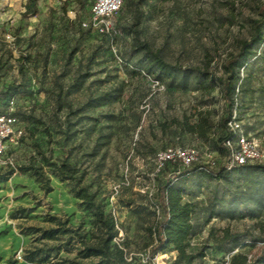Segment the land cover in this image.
<instances>
[{
	"label": "rangeland",
	"instance_id": "1",
	"mask_svg": "<svg viewBox=\"0 0 264 264\" xmlns=\"http://www.w3.org/2000/svg\"><path fill=\"white\" fill-rule=\"evenodd\" d=\"M25 3L0 0V113L14 114L23 129L21 139L6 144L0 169L39 166V153L78 168L116 222L113 243L123 264H183L172 247L153 254L159 188L168 184L194 205L187 252L204 256L193 264L264 257V173L247 166L218 180L199 171L174 175L171 165L158 169L154 157L165 147L215 148L224 101L211 78L161 72L142 46L170 64L222 76L264 0H124L111 36L83 28L92 0H39L37 14L23 17ZM247 74L236 117L264 151V51ZM186 124L202 125L204 134L187 132ZM43 171L50 193L30 172L15 170L0 183V264H39L24 258L33 250L44 264H95L80 256L75 235H26L28 227H53L47 218L57 216L87 244L96 241L92 217L70 184Z\"/></svg>",
	"mask_w": 264,
	"mask_h": 264
},
{
	"label": "trees",
	"instance_id": "2",
	"mask_svg": "<svg viewBox=\"0 0 264 264\" xmlns=\"http://www.w3.org/2000/svg\"><path fill=\"white\" fill-rule=\"evenodd\" d=\"M38 2L39 0H26L22 16L36 15L38 12ZM257 14L259 18L253 21V28L249 39L242 42L237 52L230 54L223 62L222 76L214 75L210 77L206 71L196 67H181L177 64H170L158 52L152 51L147 45H142L145 53L161 72L186 73L197 75L200 78H211L220 86V94L224 101V112L220 119V126L223 129V133L216 139L215 148H208L224 156L227 154L224 142L233 137L228 123L231 121L234 113L237 116L238 94L242 91L244 82L248 77L249 67L262 56V51H264V5H260L257 8ZM202 129V125L198 124L185 125L187 132H199L201 136L204 134ZM39 157L42 162L39 166L31 164L17 168L8 166L6 169H0V183L6 182L15 170L30 172L36 178L39 188L44 193H50L52 191L50 179L43 171L45 167L49 168L61 183L68 182L70 184L71 194L79 201V206L91 215L93 225L97 231V237L94 244H87L83 241L84 237L79 235L77 229L69 224L68 219L62 220L57 216H49L47 218V222L52 224L53 227L48 229L28 227L26 235H38L41 240H55L60 236H67L68 239H73V235H75L79 242L82 243V249L79 252L82 258H96L98 261L95 264H123V251L118 245L113 243L118 235L116 222L109 213H105L103 204L97 199V196L89 191L88 186L83 185V179L79 175L78 168L65 160L59 163L52 162L41 153H39ZM167 165H171L174 168V175L183 170L185 173L199 171L218 180H221L226 174L236 169H243L247 166L256 167L264 173V165L257 164L240 165L231 170H227L222 165L216 169H209L199 164L185 168L178 163H167L164 167ZM183 194L184 191L180 187H172L171 184L159 188L158 203L162 217L161 221L154 228L156 245L153 249V254L162 253L168 247H172L178 252V261L183 262V264H193L197 258H202L204 255L203 253L187 252L189 242L196 233V228L191 222V217L194 214V205L183 201ZM19 210L24 211V209ZM39 254V250L25 251L24 258L28 262L36 260L39 264H44L47 259L45 257H37ZM7 264L13 263L8 261ZM230 264H264V257L248 263L245 256L241 254L233 255Z\"/></svg>",
	"mask_w": 264,
	"mask_h": 264
},
{
	"label": "built area",
	"instance_id": "3",
	"mask_svg": "<svg viewBox=\"0 0 264 264\" xmlns=\"http://www.w3.org/2000/svg\"><path fill=\"white\" fill-rule=\"evenodd\" d=\"M123 4L124 0H92L89 20L82 24L83 28H90L99 35L111 36L115 33L114 17ZM228 127L233 137L224 142L227 154L222 161L218 159L219 154L208 147L197 149L169 146L155 154L158 169L167 163H178L185 168L199 164L209 169L222 165L227 170L240 165L264 164V151L261 150L259 141L243 129L236 113L233 114ZM22 136L23 129L19 127L16 117L11 112L0 114V158L4 156L6 144L16 142Z\"/></svg>",
	"mask_w": 264,
	"mask_h": 264
},
{
	"label": "bare ground",
	"instance_id": "4",
	"mask_svg": "<svg viewBox=\"0 0 264 264\" xmlns=\"http://www.w3.org/2000/svg\"><path fill=\"white\" fill-rule=\"evenodd\" d=\"M158 259H159V257H158Z\"/></svg>",
	"mask_w": 264,
	"mask_h": 264
}]
</instances>
